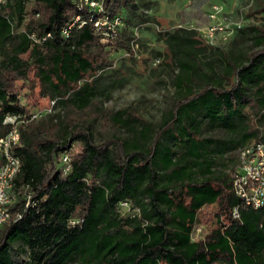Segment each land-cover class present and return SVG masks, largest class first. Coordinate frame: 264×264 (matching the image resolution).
<instances>
[{"label": "trees", "instance_id": "trees-1", "mask_svg": "<svg viewBox=\"0 0 264 264\" xmlns=\"http://www.w3.org/2000/svg\"><path fill=\"white\" fill-rule=\"evenodd\" d=\"M28 1L0 3V137L10 129L7 115L24 120L15 149L22 160L17 201L0 226V264H17L21 251L27 258L20 264H264V207L236 193L237 170L214 169L213 141L203 137L208 122L232 126L238 117L248 124L250 109L264 111V23L251 26L254 47L244 59L222 50L223 74L209 76L199 89L188 58L198 56L204 41L184 28L163 34L169 59L182 69L176 77L182 93L154 134L132 132L125 112L118 113L132 132L124 137L98 132L76 116L90 108L102 70L111 64L105 32L95 25L105 14L81 9V0H33L31 7ZM129 1L106 0V13L128 21ZM79 15L85 24L67 36L65 27ZM118 35L116 48L132 51ZM20 89L29 98L71 104L76 113L29 120L35 113ZM253 139L264 141V134L247 128L242 144ZM64 153H73L70 172L60 162ZM124 201L131 202L127 212ZM204 210L215 226L196 240Z\"/></svg>", "mask_w": 264, "mask_h": 264}, {"label": "rangeland", "instance_id": "rangeland-1", "mask_svg": "<svg viewBox=\"0 0 264 264\" xmlns=\"http://www.w3.org/2000/svg\"><path fill=\"white\" fill-rule=\"evenodd\" d=\"M32 4L33 0H29V7ZM215 6L222 9V18L236 29L229 40L220 35L216 43L211 44L204 39L202 31L211 25L210 14ZM124 11L128 21L121 25L120 33L132 51L126 47L116 48L122 38L120 35L112 42L107 38L102 40L111 50V64L102 70L103 75L97 81L98 94L90 108L83 113H76L71 104L59 106L56 103L52 108L54 97L29 98L24 96L27 90L20 89L23 101L38 115L34 119L36 122L50 119L56 113H61L66 119L76 113L77 117L94 123L98 132L131 137L132 132L150 129L149 133L154 134L182 93L176 82L182 69L178 60L169 59V45L163 34L184 28L198 32V37L204 41L201 45L205 48L198 56L188 58L194 68L191 73L193 84L199 89L209 76L220 78L223 74L226 61L222 50L239 60L244 59L254 47L251 26L264 23V0H131ZM22 84L23 80L17 83L19 88ZM123 111L122 120L134 125L136 131L131 132L129 126L118 120V113ZM249 112L252 113L250 124L238 117L233 119L232 126L206 124L203 137L213 141L210 155L217 172L238 170L247 128L264 134V111L259 113L250 109ZM140 135L138 137H142ZM81 150L82 145L77 143L74 152ZM213 219L208 210L201 213L194 234L196 240L205 238L212 231L215 226ZM21 258H27L23 251L16 256L17 264Z\"/></svg>", "mask_w": 264, "mask_h": 264}, {"label": "built area", "instance_id": "built-area-1", "mask_svg": "<svg viewBox=\"0 0 264 264\" xmlns=\"http://www.w3.org/2000/svg\"><path fill=\"white\" fill-rule=\"evenodd\" d=\"M0 3H4V0H0ZM105 3L106 0H81V9L89 8L91 12L98 11L105 14L104 17L95 20V25L99 30H104L105 38L109 40L117 37L125 20L121 14L111 16L106 13ZM221 12L222 9L219 6H215L214 11L210 14L211 25L202 31L204 39L211 44L216 43L220 35L225 40H229L236 29V27L234 28L222 18ZM85 22V18H82V15L77 16L73 22L65 27L64 33L69 36L71 29L76 24L81 23L82 26ZM56 103L57 100L52 101V108ZM37 117L36 113L32 114L29 120ZM23 121L21 115H7L4 119V124L10 125V129L5 135L0 137V226L10 219L12 215L11 208L17 201L15 180L21 172L22 160L15 153V149L21 144L20 124ZM72 158L73 153H64L60 157V162L66 172L72 170ZM234 188L246 204L257 209L264 207V141H254L243 148L241 164L235 173ZM30 199L31 195L28 194L26 206H28ZM122 206L124 210L125 208L130 210L131 202L124 201ZM235 215L240 217L239 208L235 209ZM20 217L21 214H18V218Z\"/></svg>", "mask_w": 264, "mask_h": 264}]
</instances>
